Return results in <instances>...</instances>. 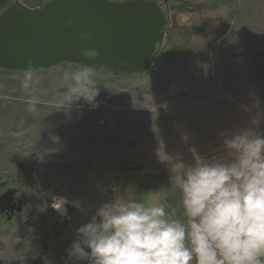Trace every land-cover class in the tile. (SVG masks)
<instances>
[{"label": "rangeland", "instance_id": "1", "mask_svg": "<svg viewBox=\"0 0 264 264\" xmlns=\"http://www.w3.org/2000/svg\"><path fill=\"white\" fill-rule=\"evenodd\" d=\"M164 11L152 67L93 74L94 109H56L63 74L79 65L0 69V176L19 180L24 199L17 219L0 222V264H64L76 228L104 202L168 200L179 213L171 175L264 113V0H168Z\"/></svg>", "mask_w": 264, "mask_h": 264}, {"label": "clouds", "instance_id": "2", "mask_svg": "<svg viewBox=\"0 0 264 264\" xmlns=\"http://www.w3.org/2000/svg\"><path fill=\"white\" fill-rule=\"evenodd\" d=\"M90 38L87 31L78 36ZM79 52L89 59L99 55L95 48ZM203 67L207 75L208 65ZM30 79L23 87H29ZM63 80L67 88L56 109L67 110L79 100L92 109L99 106L91 67L65 72ZM28 103L34 111L36 100ZM262 119L264 113L257 112L246 126L221 132L218 153L182 163L171 175L179 213L168 200L145 204L126 196L121 202H104L76 228L64 264H264Z\"/></svg>", "mask_w": 264, "mask_h": 264}, {"label": "water", "instance_id": "3", "mask_svg": "<svg viewBox=\"0 0 264 264\" xmlns=\"http://www.w3.org/2000/svg\"><path fill=\"white\" fill-rule=\"evenodd\" d=\"M166 24L157 0H14L0 13V69L69 63L102 77L142 75L156 60ZM84 31L90 33L87 41L78 39ZM80 48H95L99 55L86 58Z\"/></svg>", "mask_w": 264, "mask_h": 264}, {"label": "flooded vegetation", "instance_id": "4", "mask_svg": "<svg viewBox=\"0 0 264 264\" xmlns=\"http://www.w3.org/2000/svg\"><path fill=\"white\" fill-rule=\"evenodd\" d=\"M11 0H0V13L10 4ZM161 8L165 10L168 3L166 0H158ZM0 196L8 198V202L3 198L0 200V222H11L17 219L24 209V199L20 188V181L10 177L0 176Z\"/></svg>", "mask_w": 264, "mask_h": 264}, {"label": "trees", "instance_id": "5", "mask_svg": "<svg viewBox=\"0 0 264 264\" xmlns=\"http://www.w3.org/2000/svg\"><path fill=\"white\" fill-rule=\"evenodd\" d=\"M122 76H125V75H122ZM132 76H136V75H132Z\"/></svg>", "mask_w": 264, "mask_h": 264}]
</instances>
